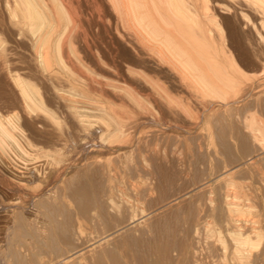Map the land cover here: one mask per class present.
I'll list each match as a JSON object with an SVG mask.
<instances>
[{"label": "bare ground", "instance_id": "6f19581e", "mask_svg": "<svg viewBox=\"0 0 264 264\" xmlns=\"http://www.w3.org/2000/svg\"><path fill=\"white\" fill-rule=\"evenodd\" d=\"M6 4L14 32L27 49L23 59L27 66L22 73L11 69L12 63L5 70L18 90L19 112L0 114V264L7 257L8 264H171L173 255L181 254L172 237L175 231L167 219L156 222L148 217L175 205L177 197L141 215L145 208L128 197L120 200L119 194L120 201L110 199L106 204L104 216L121 215L127 207L128 223L98 235L89 249L73 250L68 249L73 233L69 206L61 202L64 198L57 190L45 187L70 169L76 157L72 146L92 147L102 154L119 152L128 166L135 138L155 133V127L166 130L183 117L189 118V125L203 126L217 109L230 114L231 106L247 95L242 90L249 77L243 69L246 55L255 58L254 67L264 68V0H99L95 7L99 22L93 31L88 27L90 32L80 0ZM100 29L107 34L109 49ZM7 59L2 64L7 66ZM249 116L241 121L242 128L257 148L246 165L264 159V123ZM153 126L155 130H150ZM99 163L97 157L89 160L91 168L102 167ZM241 167L231 166L208 178L209 174L191 188L208 193L207 203L213 212L219 209L221 219L216 221L213 214L202 220L194 232L195 243L183 245L190 255L188 264H264V198L258 196L252 177L245 183L234 180ZM261 176L258 182L264 190ZM109 190L111 194L112 187ZM83 192L81 187L70 195ZM91 195L90 205L104 212L103 199ZM87 206L83 202L78 206L85 218ZM135 218L143 219L133 224ZM29 243L52 258L41 260L35 251L25 257L17 248H29Z\"/></svg>", "mask_w": 264, "mask_h": 264}, {"label": "rangeland", "instance_id": "374dc122", "mask_svg": "<svg viewBox=\"0 0 264 264\" xmlns=\"http://www.w3.org/2000/svg\"><path fill=\"white\" fill-rule=\"evenodd\" d=\"M80 1H81V5L83 6L84 10L86 11V17H87L88 24H89L86 27V31H88V32H90V30L93 31L95 25L97 24V22H99V18H97V16L98 15L100 16V14L99 13L97 14V12H99V11L97 10V12H96L97 8H95V7H97L96 3L99 0L98 1L97 0H80ZM7 12L8 11H7L6 0H0V39H1V41H0V45H1V47H0V74H1V76H0V96H1L0 97V114H2V115H7L8 112L11 113V110H12V112H14V111L19 112L18 90L15 86H13L14 85L13 82L9 78L7 72L5 71L6 67H8L12 63L11 67L10 66L9 67L11 69H13L14 71H18V72L22 73L26 69V66H27V63H24L25 61L23 60L24 57L26 56L27 49L25 48L24 43L16 36L14 29L12 27V23L9 20V16H8ZM96 20H98V21H96ZM93 24H95V25H93ZM88 27H90V30H88L89 29ZM99 31H100L99 33H100L101 37L103 36L105 39L104 40L102 37V39L105 41L104 46H106V48L109 49L110 46H109V42L107 40L108 38L106 37L107 34L102 29H100ZM104 33H105V35H104ZM2 52H3V54H1ZM246 56L248 58V59L246 58L248 61V64H246L245 67H243V69L246 73V76H249V77H246L247 79L245 81H248V82L244 81V84H243L244 86H242L243 87L242 90L245 89L247 95L241 102L237 103L236 105L231 106L230 114L229 113L228 114L226 113L225 115L220 114V113H222L221 109H217L215 111L213 117H211V116L209 117L210 122L206 123L203 126L200 124L197 126L196 125H193V126L189 125L190 124V122L188 123V121H190L189 118L186 119V117H183V119L180 118L181 120H183V122L179 119L177 121V124H176L177 126H174V127L170 126L171 128L166 127V130H165V128L160 129V128L155 127V126L151 127V129L150 128L146 129V130H149V129L153 130L154 127H155V129L157 128L155 133H152V132H149L148 134L144 133V134H142V136L135 138L136 142L134 141L133 146H132V150L130 149L131 152L130 151L128 152V156H130V158H131V161H130L128 166H125L123 164L124 159L122 158V156L118 155L119 152H117V153L113 152V154H111V153L102 154L100 152H96V150H94V148H92V147L85 148L84 150H77V149H75L74 146H72V154L73 155L75 154L73 157H75V156L76 157L74 158V160H72V165L69 169L70 171L68 170V172L64 176H62L61 178L59 177V179H56L55 181H53V180L49 181L50 184L48 182V184L45 187V191L46 190L49 191L50 189H51V191H52V189H53V191L57 190V191H55L56 193L58 192L57 195L60 193V196L62 195L61 197L64 198L63 200L60 198L61 202L64 201L65 204H67V206H69L68 210L70 209L69 211H70L71 226H72V232L73 233H72V237L70 239L71 242H70V245L68 246V249L70 248V249L74 250V249H80V248H84V247H85L84 249H89V248L94 246V245H90V242L91 243L94 242L98 238L97 237L98 235H99V237L100 236L102 237L104 235H107V234L113 232L116 229V225L121 226V225L128 223V221H129L128 220L129 219L128 213L129 212H128L127 207L126 208L124 207V209H123L124 211H122L121 215L118 214L120 216L116 215L115 213H109L110 217L104 216L105 214H107L106 209H107V205L110 203L109 202L110 199H114V201L116 202L119 200L118 198H120V200H121L122 198L126 199L128 197L127 199H130L129 201L131 203H133L134 205H139L140 207H143V208H145V210H147L146 213L143 212V214H141V215H147L151 210H153L159 206L168 204V202H171L172 199H174V197L175 198L177 197L178 199L174 203L175 205L169 204L166 207H164L161 212L154 214V215L153 214L149 215L148 218L151 217V219L152 220L154 219V221H156V222L163 220V218L165 220L167 219V221L169 222V226L175 231L172 237H173V240H175V242L178 244V249L181 253V254L176 253L175 255H173V259L171 260L170 263L171 264H174V263L175 264H179V263L180 264H184V263L188 264L190 261V255L186 254L187 251L183 250V245L184 244L186 245V243H189L191 241L193 243H195L196 237H197L194 233L195 229L196 228L198 229L199 227H201V224H203L204 221L210 220L213 214H215L216 221H219V219H221L220 213H218L219 209L215 210L214 212L210 209V206H209L210 203L208 202V197H207L208 193H206V192H201V193L192 192V189L194 187H196L201 182L202 179H205V177L207 178L209 176V174H210V176L208 178L213 177V176L217 175V173H221L223 170L228 169L231 166L241 165V166H243V168L241 167L242 168V169L240 168L241 171H239L235 175L236 177L235 176L233 177L234 180L237 182L245 183L247 181L250 182V177H252V181L254 182L253 185H254V187H256L255 190H256L258 196L261 197V194H262V198H264V190L262 189L260 183L258 182L261 179L260 175L264 176V170H263L264 169V163H263L264 159L258 157V161L255 164L246 165L244 163V162H247L248 158L254 154V151L256 150L257 146H256V144H253V141L251 139H249L250 137L247 135V133L242 128V123H241V121L245 117L247 118L250 114L257 116L256 118H259V122L261 121L262 123H264V112H263L264 111V84H263L264 83V68L254 67L251 63L255 62V58L249 53ZM6 57H8L7 66H6V64H2L3 63L2 61L4 59H6ZM5 76H7L8 78L6 77L7 78L6 79ZM3 78H4V80H3ZM12 90L14 92H12ZM217 111L219 113H217ZM219 114H220V116H219ZM254 116H253V118H255ZM222 117L225 119H222ZM249 117L252 118V116H249ZM249 117H248V119H250ZM202 119H204V117ZM256 120H258V119H256ZM208 124H210V126ZM207 125H208L209 129H208ZM158 129L160 130L159 131L160 133H158ZM188 129H189V131H188ZM199 130H200V132H199ZM162 132H164V133H162ZM197 132H198V134H197ZM166 133L168 134V136L166 135ZM199 133H201V134H199ZM203 134H204V136H203ZM175 135H176V137H175ZM135 136H138V135H135ZM146 136H147V139H146ZM181 136L183 138H181ZM144 137H145V139H144ZM164 137H166V138H164ZM130 138H131V136H130ZM130 138L128 137V140H130ZM150 141L153 143V145ZM192 141H193V143H192ZM144 144H146V145H144ZM172 146H174V147H172ZM208 147H210V148H208ZM254 147H256V148H254ZM172 154H174V155H172ZM179 154H180V156H179ZM91 157L92 158L97 157V160H99L100 163L102 162V164H101L102 167H104V165H105L104 169L102 167H99V165H98V167L95 166V168L94 167L91 168L89 166V160L92 159ZM108 158L110 160H108ZM207 158H208V160H207ZM190 160H191V162H189ZM104 161H105V164H104ZM106 162L109 163L110 166L108 164L106 165ZM196 162H197V164H196ZM240 163H242V164H240ZM119 164H121V166ZM254 165H256V166H254ZM107 166L111 167V168L108 169ZM98 168H100L101 170L100 169L98 170ZM112 168H114V169L110 170ZM116 168H117V170H116ZM72 169H73V171H72ZM112 171H114V172H112ZM110 172H112V173H110ZM109 173L111 175L110 178H106L107 175L109 176ZM141 173H146V174H141ZM101 174H103V175L101 176ZM131 174H133L135 176H132ZM211 174H213V175H211ZM91 175L94 177V179L91 178ZM255 176H257L258 178H256ZM130 177H132V179ZM121 178H122V180H121ZM117 179H119V180H117ZM65 182H67V183H65ZM117 183H119L120 185ZM178 184H180V185H178ZM50 185H51V187H50ZM219 186L220 185H217L216 187H219ZM52 187H54V188H52ZM55 187L57 189H55ZM81 187L86 189L85 193L83 192V193H80L78 195L74 193L75 197L74 196L72 197L70 195L71 193L74 192V190L76 191L78 188H81ZM111 187H112V191H113L111 193L113 198H112V196H110L111 190H109V188H111ZM115 189H117V192H115L116 191ZM103 192H105V193L103 194ZM114 192L116 193L115 198H114L115 194H113ZM187 192H188V194H187ZM101 193H102V195H101ZM119 194L121 196L122 195H124V196L120 197ZM90 195L91 196L94 195V196H96V198L98 196L99 200H102V199L104 200V198L107 196L105 198L106 201H103V200L101 201V203H104L103 204L104 208H105L104 212H101L100 210H98V208H94L93 204L90 205L91 204V203H89ZM108 195H109V198H108ZM117 196H118V198H117ZM130 196L132 198H130ZM116 199H118V200H116ZM78 200L81 202H79ZM82 202H83L84 206H86L87 204L90 206V207L87 206L88 211L86 210L88 212V218H85L84 216H82V214H81L82 212L80 211V208L78 207L79 203H82ZM71 203L74 205H72ZM71 208L72 209L74 208V209L72 210ZM95 209H96V211H95ZM125 210H127L126 211L127 213L125 212ZM198 210L200 212L202 211L201 212L202 215H201V213L198 214V212H199ZM216 211H218V212H216ZM94 212H95V214H93ZM100 214L102 216H100ZM141 215H138L137 217H140ZM142 219L143 218H139V219L137 218L136 220H134L133 224L141 221ZM125 220H127V221H125ZM202 220H203V222H202ZM146 232H148V231H146ZM181 232L184 235H182ZM148 234L149 233H147L146 236H148ZM29 239L30 238L27 237V239H25L26 242L30 241ZM120 241L121 240L118 237L116 242L120 243ZM19 244H21V243H19ZM33 244L29 243L30 246H28L32 250L29 248H26L27 245L21 246V250H20V247L18 245L17 249H19V251H21V253L25 257L27 255L31 254L32 251H35L36 253L38 252L40 254V255L39 254H37V255H38V258L40 257L39 259H41V260L46 261V260H49L52 258L51 254L47 250L42 249L39 252L38 251L39 249H37V247L34 246ZM86 244H87V248H86ZM185 247H187V246H185ZM180 248H181V250H180ZM26 249H27V251H26ZM4 251L6 253L5 249H4ZM120 251L123 252V250H120ZM0 256H1L0 258L3 259V255H0ZM7 258H5L6 260L4 259L5 264L9 263L7 261Z\"/></svg>", "mask_w": 264, "mask_h": 264}]
</instances>
